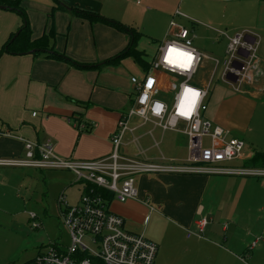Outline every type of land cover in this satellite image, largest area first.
I'll list each match as a JSON object with an SVG mask.
<instances>
[{"label":"crops","instance_id":"obj_1","mask_svg":"<svg viewBox=\"0 0 264 264\" xmlns=\"http://www.w3.org/2000/svg\"><path fill=\"white\" fill-rule=\"evenodd\" d=\"M177 1L23 0L20 7L27 16L31 41L54 33L49 52L63 59L48 57L50 53L45 51L0 53V160L23 158L21 139L50 141L55 154L66 160H95L109 155L110 138L129 102L127 86L120 84L117 76L125 69L126 83H131L132 77L140 78L147 68L131 57L108 63L128 46L131 35L90 16L115 21L137 33L136 51L147 62L168 37ZM186 10L189 16L185 14L186 18L178 22L186 19L200 24L202 16H210L204 14L218 11L215 24L233 32L255 33L264 48V0H192ZM190 23L185 27L193 36ZM21 25L18 13L0 7V51ZM197 33L201 37L204 31ZM147 48H154L150 56ZM259 58L261 73L253 88L235 93L225 86L208 99L206 117L233 137L234 132H248V122L256 108L250 98L257 97V90H264V49ZM75 123H84L87 128L92 123L96 126L79 131ZM148 130L153 131L157 143L154 146L145 135L141 139L149 160L186 158L187 140L185 154L179 156L172 147L164 151L160 148L165 132L150 125L140 131L145 134ZM256 153L245 146L242 160L233 166L264 170V165H250ZM27 171L44 170L0 167V189H7L9 184L2 172L20 175L22 184L29 177ZM47 171L67 172L75 177L70 171ZM69 183L62 177L57 181V196L64 193L67 198ZM75 184L80 190L76 178ZM136 188L137 200L111 201L109 209L114 207L112 211L122 217L125 231L136 234L141 230L157 245L154 264H264V177L141 175L136 179ZM79 195L71 203H76ZM204 216L209 224L203 235L188 237L187 230L193 231L194 222ZM253 241L257 243L247 253Z\"/></svg>","mask_w":264,"mask_h":264},{"label":"built area","instance_id":"obj_2","mask_svg":"<svg viewBox=\"0 0 264 264\" xmlns=\"http://www.w3.org/2000/svg\"><path fill=\"white\" fill-rule=\"evenodd\" d=\"M180 18L186 15L177 9L169 23L168 37L159 44L156 55L146 62L148 67L143 75L130 79L134 98L117 121L110 138L109 155L95 160H66L55 154L50 141L36 143L21 139L24 157L0 160V167L70 171L80 186L76 203H69L64 193L56 200L59 221L69 236L67 247L50 244L46 251L25 264H154L157 245L143 234L125 231L122 217L109 209L111 201L137 200L138 176L264 177L263 169L233 166L244 156V142L206 117L209 86L196 85L193 80L203 58L207 57L194 48L191 30L178 22ZM218 32L227 42L223 60L213 59L214 70L220 68V80L226 87L235 93H244L248 84L261 73L258 56L261 39L249 31ZM188 56L192 57L190 61ZM189 89L199 95L186 96ZM147 125L184 136L186 158L183 161L149 160L141 139L145 135L154 146L157 143L152 130L145 134L140 131ZM95 126L94 123L88 128L84 123L74 124L79 131ZM29 218L31 227L38 229L40 223L35 221L36 215L30 213ZM208 224L207 217L198 218L194 230H187V236H202ZM256 243L249 244L247 253Z\"/></svg>","mask_w":264,"mask_h":264},{"label":"rangeland","instance_id":"obj_3","mask_svg":"<svg viewBox=\"0 0 264 264\" xmlns=\"http://www.w3.org/2000/svg\"><path fill=\"white\" fill-rule=\"evenodd\" d=\"M189 3H192V0H178L175 8L189 16L186 10ZM211 13L213 14H204L210 16H202V19L198 21L200 24L186 22L188 21L186 19L179 20L180 23L183 21L184 26L187 23L191 24L193 36H196L194 47L207 57L203 58L193 81L196 85L209 86V97L212 94L215 95L218 89L226 86L220 80V68L214 70L213 59H217L219 62L223 60L227 42L225 36L220 35L218 31L227 34L234 31L215 24L214 22L218 20L219 13L218 11ZM197 30L204 31V34L198 37ZM153 49L147 48L146 51L149 56L152 54ZM262 49L264 48L261 39L258 56H260ZM126 72L124 69L117 76V79L120 84L123 83V86H127L129 94L128 109L133 101L134 92L129 80L126 83ZM257 80L259 79H255L251 84L249 83L248 88H253L258 83ZM172 81H175V79L173 78ZM259 86L261 87L263 84ZM257 93V97L250 98L256 104V108L251 120L248 122V132H234L233 135L241 139L245 146H249L252 152L264 153V90H257ZM233 121L236 120L233 119ZM163 135L160 146L162 151L172 147L179 151V156H184L185 149L183 150V147L186 144V139L182 135L171 131H166ZM27 172L30 173L29 177L24 178L22 184H19L22 178L20 175L2 172L7 175L9 184L7 189H0V264H25L39 253L46 251L50 244L56 243L59 247L65 249L69 243V236L59 221L56 203L57 192L59 191L57 181L62 177V179L67 178L70 182L68 185L71 186L66 195L69 203H71L78 197L80 192L78 185H74L75 177L67 172L60 173L47 170ZM112 210L110 211L114 213ZM30 213L36 215L35 221L41 225L39 229L31 227ZM146 228L149 230L150 225L145 226V230ZM138 232L136 234H142L141 230Z\"/></svg>","mask_w":264,"mask_h":264},{"label":"trees","instance_id":"obj_4","mask_svg":"<svg viewBox=\"0 0 264 264\" xmlns=\"http://www.w3.org/2000/svg\"><path fill=\"white\" fill-rule=\"evenodd\" d=\"M23 0H0V7L6 8V9H11L18 13V15L21 18L22 25L18 29V35L15 39L12 40L13 34L9 40L5 43L3 46L2 50L0 53H12V54H24L31 52L33 50H37L32 54H37L41 53V50L50 51L49 48V42L53 38L54 33H51L49 35H43L41 39L37 41H31V34H30V28H29V23L27 20V16L25 11L20 7V4ZM83 14L82 12H79ZM84 15V14H83ZM86 16H89L91 14H85ZM94 17V20L102 21L116 29H119L121 31L128 32L131 35V41L128 44L126 48H124L116 57L108 60V63H117L119 60L126 58V57H131L133 60L138 63L139 65L143 66L144 68H147L146 62L142 59L141 53L136 51V42L138 40V34L135 33L132 29H129L125 26L120 25L119 23L111 20H106L103 18H100L99 16H90ZM92 20V19H91ZM52 51V50H51ZM48 57H54L57 59H63L62 56L58 55L55 52H52L48 55ZM250 165H264V153H256L252 160L250 161Z\"/></svg>","mask_w":264,"mask_h":264},{"label":"snow or ice","instance_id":"obj_5","mask_svg":"<svg viewBox=\"0 0 264 264\" xmlns=\"http://www.w3.org/2000/svg\"><path fill=\"white\" fill-rule=\"evenodd\" d=\"M171 51H174V50H170V52H171ZM191 59H192V57H191V56H188V60L190 61ZM188 94H191L192 97H196V96L199 95V93L194 92V91L191 90V89L187 90V92H186L185 95L187 96ZM193 102H194V101H193ZM182 114H187V113H182Z\"/></svg>","mask_w":264,"mask_h":264},{"label":"water","instance_id":"obj_6","mask_svg":"<svg viewBox=\"0 0 264 264\" xmlns=\"http://www.w3.org/2000/svg\"><path fill=\"white\" fill-rule=\"evenodd\" d=\"M17 35H18V32L13 36L12 40L15 39L17 37ZM35 51H37V50H33V51L29 52V53H34ZM41 51L44 52V50H41ZM46 52L50 53L49 51H46Z\"/></svg>","mask_w":264,"mask_h":264}]
</instances>
